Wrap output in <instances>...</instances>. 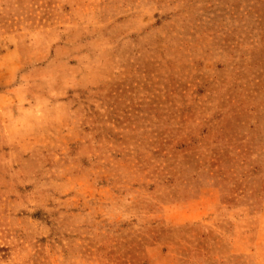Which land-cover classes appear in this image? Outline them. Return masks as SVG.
Wrapping results in <instances>:
<instances>
[{"label": "rangeland", "instance_id": "obj_1", "mask_svg": "<svg viewBox=\"0 0 264 264\" xmlns=\"http://www.w3.org/2000/svg\"><path fill=\"white\" fill-rule=\"evenodd\" d=\"M0 264H264V0H0Z\"/></svg>", "mask_w": 264, "mask_h": 264}]
</instances>
